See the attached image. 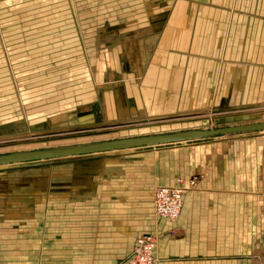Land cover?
<instances>
[{
  "label": "rangeland",
  "instance_id": "obj_1",
  "mask_svg": "<svg viewBox=\"0 0 264 264\" xmlns=\"http://www.w3.org/2000/svg\"><path fill=\"white\" fill-rule=\"evenodd\" d=\"M166 9L163 0H0V145L9 144L0 155L263 122L264 112L243 113L264 106V82L262 92L257 84L258 91L246 95L248 104L234 111L209 107L169 124L161 117L190 113L149 112L137 89L143 87L152 50L143 26L148 23L158 32L162 19L156 18ZM219 109L232 112L218 119ZM105 128L120 131L102 140H47ZM259 134L264 137L237 134L0 168V246L34 244L38 256L41 249L61 245L67 252L82 254L86 264H124L137 238L162 231L153 218L157 189L184 179L185 196L195 194L212 169L221 170L216 180L229 182L238 173L241 183L254 170L252 163L264 185V139L259 146H247L245 140ZM200 144L208 145L207 155L189 150ZM251 147L260 150L257 162L246 158ZM258 212L259 219L247 220L254 222L255 231L244 223L242 240H224L230 249H237L241 241L244 254L204 249L198 262L237 264L240 258L247 264L264 263V202ZM178 222L163 227L177 233Z\"/></svg>",
  "mask_w": 264,
  "mask_h": 264
},
{
  "label": "crops",
  "instance_id": "obj_2",
  "mask_svg": "<svg viewBox=\"0 0 264 264\" xmlns=\"http://www.w3.org/2000/svg\"><path fill=\"white\" fill-rule=\"evenodd\" d=\"M163 2L167 6V12L158 14L156 18L162 19L158 32L150 28L148 23L143 26L152 50L146 60L144 79L140 83L143 87L138 86L137 89L139 100L148 103L150 113L161 116L175 113V110L190 113L218 106L237 109L235 107L248 104L250 100L246 95L248 92L258 91L257 84L259 92H262L264 0ZM263 101L264 95L261 102ZM263 108L264 106L249 108L248 111L263 113ZM219 111L225 117L229 116L226 113L232 112ZM219 111L216 112L218 119L223 118L219 116ZM248 111L243 114H248ZM195 114L201 113L163 116L160 120ZM105 117L108 118L107 113ZM56 119L58 118H54ZM250 123L252 122L242 124ZM263 139L261 134L245 138L247 146H259L263 144ZM207 146L200 144L189 147V150L200 149L206 154L209 150ZM251 148L253 150L245 152L246 158L249 160L251 157L252 162L259 161L260 150ZM183 150L187 151V148ZM203 164L205 163L202 161ZM253 164L251 168L254 170L251 169L247 173V179L241 183L238 173L229 182L214 178L218 177L221 171L219 169H212L211 174L207 173V177L199 185L200 191L184 195L177 233L167 226L163 227L167 222H157L153 215L156 225L162 229L158 232L163 237L157 247L156 264H203L198 262V258L206 254L204 249H210L209 252L212 253L213 248L218 250L219 247L224 254L228 253V249L237 256L244 254L245 246L241 241L236 245L237 249H230L225 248L224 240H242L244 223L251 226V230L256 229L254 222L250 224L247 220L259 219L258 208L264 202V185L258 181L259 172ZM182 169L186 168L183 166ZM245 206H249V210L243 209ZM32 245L34 244L19 242L0 246V264H86L82 254L67 252L61 245L41 249L38 256L36 249L32 250L38 246ZM241 260L237 258V264H247Z\"/></svg>",
  "mask_w": 264,
  "mask_h": 264
},
{
  "label": "water",
  "instance_id": "obj_3",
  "mask_svg": "<svg viewBox=\"0 0 264 264\" xmlns=\"http://www.w3.org/2000/svg\"><path fill=\"white\" fill-rule=\"evenodd\" d=\"M106 130L107 128H105V131ZM103 131L101 130L97 132V134H102ZM249 133H264V122L242 126L235 125L234 127L229 126L216 130H191L161 135H149L147 137L103 140V142L89 144L87 146H77L74 148L45 149L16 154H2L0 155V168L31 165L32 163L35 164L54 160L68 162L75 158L89 159L90 157L95 158L104 154L118 153L120 151L141 150L161 147L162 145L202 141L208 138H220L222 136H234L237 134ZM93 134L96 133L93 132Z\"/></svg>",
  "mask_w": 264,
  "mask_h": 264
},
{
  "label": "built area",
  "instance_id": "obj_4",
  "mask_svg": "<svg viewBox=\"0 0 264 264\" xmlns=\"http://www.w3.org/2000/svg\"><path fill=\"white\" fill-rule=\"evenodd\" d=\"M186 193L182 179L171 187L163 186L153 195L154 218L157 222H176L183 210V199ZM161 235L150 232L137 238L132 254L125 264H156V253ZM259 264H264L262 261Z\"/></svg>",
  "mask_w": 264,
  "mask_h": 264
},
{
  "label": "bare ground",
  "instance_id": "obj_5",
  "mask_svg": "<svg viewBox=\"0 0 264 264\" xmlns=\"http://www.w3.org/2000/svg\"><path fill=\"white\" fill-rule=\"evenodd\" d=\"M152 41H153V39H152ZM150 43V42H149ZM255 113H257V111H248V114H255ZM220 115V114H219ZM221 116V115H220ZM226 115H224L223 114V116H221V117H225ZM179 118V117H178ZM173 119V120H172ZM167 118V120L165 119L164 121H163V123H165V124H169V123H173V121H175L176 119L175 118ZM175 119V120H174ZM250 124H252V123H250ZM242 125H244V124H240V125H238V126H242ZM235 126V125H234ZM234 126H231V127H234ZM104 130V131H103ZM102 131V134H93V132H92V134H91V132L89 133H87L88 135H75L74 134V136H71V135H69L68 133V135H66V136H59V137H56V138H49V139H47V140H49L50 141V143L51 144H54L53 142H56V144H60V142H62V141H65V143L66 144H68V141H69V143H74V142H77V141H85V140H89L90 138H98V139H101L102 137H104V136H111V135H118V132L120 131L119 129H111V130H106L105 131V129H103ZM73 135V134H72ZM93 135H95V136H93ZM105 138H107V137H105ZM105 138H103V139H105ZM56 139V140H55ZM102 140V139H101ZM50 143H48V144H50ZM62 144H64V143H62ZM9 146V144L8 145H3V144H1L0 145V150H2L3 148H6V147H8Z\"/></svg>",
  "mask_w": 264,
  "mask_h": 264
}]
</instances>
